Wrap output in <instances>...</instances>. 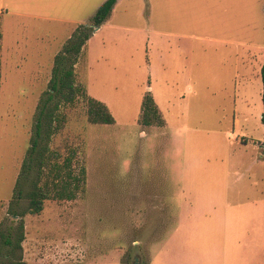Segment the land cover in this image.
<instances>
[{
  "label": "rangeland",
  "instance_id": "obj_1",
  "mask_svg": "<svg viewBox=\"0 0 264 264\" xmlns=\"http://www.w3.org/2000/svg\"><path fill=\"white\" fill-rule=\"evenodd\" d=\"M103 1L80 0L81 24ZM76 25L1 26L0 264H263L264 0H116L74 69L114 122H88L81 92L57 103L52 161L73 151L84 188L30 213L16 182ZM145 92L165 125L138 123Z\"/></svg>",
  "mask_w": 264,
  "mask_h": 264
},
{
  "label": "trees",
  "instance_id": "obj_2",
  "mask_svg": "<svg viewBox=\"0 0 264 264\" xmlns=\"http://www.w3.org/2000/svg\"><path fill=\"white\" fill-rule=\"evenodd\" d=\"M115 2L116 0H104L91 17V23L77 25L54 56L52 76L49 81V89L47 90L48 96L40 108L35 137L29 145L27 158L22 164V170L16 182L17 187L21 182V178L28 180L29 190L26 195L28 199L27 209L30 213H39L42 210L43 201L46 199H71L75 194V190H82L84 188V167L80 168L77 175L70 170L73 151H71L70 156L64 158L61 165L55 164L52 161L49 141L51 135L57 129V126L52 125L56 117L55 110L58 106L57 103L61 100L70 103L81 92L86 99L88 122L93 124H111L114 122V118L106 104L89 96L84 89L81 90L76 84L74 69L82 47L93 31V26L100 25L107 19ZM260 76L262 82V112L260 120L264 126V62L260 67ZM55 98L54 105L49 107L47 103ZM138 123L142 126L165 125L163 115L149 92H145L142 97ZM262 147L264 150V139ZM31 170L35 171L34 177L28 178ZM22 228V222L20 221L15 238H12L13 236L9 229L1 233L2 243L8 249L11 250L14 247L21 248L20 244L23 240ZM13 264H23V262L16 261Z\"/></svg>",
  "mask_w": 264,
  "mask_h": 264
},
{
  "label": "crops",
  "instance_id": "obj_3",
  "mask_svg": "<svg viewBox=\"0 0 264 264\" xmlns=\"http://www.w3.org/2000/svg\"><path fill=\"white\" fill-rule=\"evenodd\" d=\"M79 9L80 0H0V30L1 26L28 29L36 21L81 24Z\"/></svg>",
  "mask_w": 264,
  "mask_h": 264
},
{
  "label": "water",
  "instance_id": "obj_4",
  "mask_svg": "<svg viewBox=\"0 0 264 264\" xmlns=\"http://www.w3.org/2000/svg\"><path fill=\"white\" fill-rule=\"evenodd\" d=\"M87 24V23H86ZM100 25H94L93 26V31L96 30Z\"/></svg>",
  "mask_w": 264,
  "mask_h": 264
},
{
  "label": "flooded vegetation",
  "instance_id": "obj_5",
  "mask_svg": "<svg viewBox=\"0 0 264 264\" xmlns=\"http://www.w3.org/2000/svg\"><path fill=\"white\" fill-rule=\"evenodd\" d=\"M135 259H137V257H135Z\"/></svg>",
  "mask_w": 264,
  "mask_h": 264
}]
</instances>
